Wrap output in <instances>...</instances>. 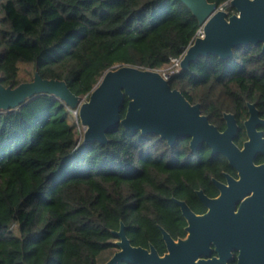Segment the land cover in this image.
<instances>
[{"label":"trees","instance_id":"1","mask_svg":"<svg viewBox=\"0 0 264 264\" xmlns=\"http://www.w3.org/2000/svg\"><path fill=\"white\" fill-rule=\"evenodd\" d=\"M200 28L182 0H0L1 81L17 86L38 71L89 97L118 65L167 70ZM168 80L223 128L225 111L243 120L249 102L264 109L262 44L203 56ZM81 127L48 93L0 111V264H104L122 221L133 244L162 252L160 226L176 236L186 224L175 198L191 202L223 158L121 123L107 143H86Z\"/></svg>","mask_w":264,"mask_h":264},{"label":"water","instance_id":"2","mask_svg":"<svg viewBox=\"0 0 264 264\" xmlns=\"http://www.w3.org/2000/svg\"><path fill=\"white\" fill-rule=\"evenodd\" d=\"M197 16L204 35L197 36L186 48L181 59V69H189L190 64L203 56L216 55L228 59L234 49L249 44H262L264 52V0H230L219 6L210 0H182ZM228 6L235 8L229 15ZM0 76V111L20 107L39 94H53L62 99L79 116L83 126L84 142L109 141L108 132L121 123L126 129L156 134L174 146L179 138H190L193 151L206 144L212 154L225 155L233 165L243 152L254 153L255 126L260 119L255 103L250 104V117L246 121L250 140L240 149L234 142L238 124L232 113H225L228 126L221 131L202 112L201 103H192L184 93L172 88L162 71L122 64L108 70L91 91L89 97L74 93L64 79L44 78L38 71L30 81L17 86H6ZM125 97L128 105L125 116L121 109ZM202 199L209 198L202 190ZM183 214L192 225L205 220L206 215H197L185 200L175 198ZM191 225V226H192ZM169 253L161 256L154 245L150 248L133 245L127 236L126 225L114 233L118 237L115 244L119 249L104 264H175L178 256L177 245L189 243L190 236L176 242L172 235L161 227ZM188 230H192L190 226Z\"/></svg>","mask_w":264,"mask_h":264},{"label":"flooded vegetation","instance_id":"3","mask_svg":"<svg viewBox=\"0 0 264 264\" xmlns=\"http://www.w3.org/2000/svg\"><path fill=\"white\" fill-rule=\"evenodd\" d=\"M251 103L247 104L248 113L243 120H239L232 112L223 113V117L227 112L236 118L238 129L233 140L240 149H244L246 142L251 139L246 125L251 115ZM255 105L261 119L255 126L258 134L256 151L241 153L237 166L225 155L220 154L223 157L221 165L214 168L215 174L211 176L210 181L206 186L195 189L191 202L185 200L195 214L206 215L205 220L192 225L178 204L186 220L183 233L173 236L164 226H160V229L164 227L176 242L190 236L189 243L180 242L177 245L178 256L175 264H264V109L257 103ZM224 122L223 128L217 125L221 131L228 126L225 117ZM201 190L211 199L204 201L199 193ZM188 226L192 230H188ZM162 237L165 245L162 252L152 243L148 247L136 246L150 248L154 245L159 254L164 256L169 253V248L163 231ZM114 249L109 258L119 247L116 245Z\"/></svg>","mask_w":264,"mask_h":264},{"label":"built area","instance_id":"4","mask_svg":"<svg viewBox=\"0 0 264 264\" xmlns=\"http://www.w3.org/2000/svg\"><path fill=\"white\" fill-rule=\"evenodd\" d=\"M203 35H204V32H203V29H202V27H201V28L199 29V31H198L196 37H197V36H203ZM181 59H182V56H181V58H174L173 61H172V65H171L167 70L162 71L163 74H164V76H165L166 78H168V77L170 76V74H171L172 72H174V70H181V64H180ZM175 66H176V67H175ZM73 113H74L75 115H77V114L75 113L74 110H73Z\"/></svg>","mask_w":264,"mask_h":264},{"label":"rangeland","instance_id":"5","mask_svg":"<svg viewBox=\"0 0 264 264\" xmlns=\"http://www.w3.org/2000/svg\"><path fill=\"white\" fill-rule=\"evenodd\" d=\"M176 67V66H175ZM81 131L83 132V126L80 128ZM115 249H108V250H105L103 253H102V262H103V259L105 257H110L112 252L114 251Z\"/></svg>","mask_w":264,"mask_h":264}]
</instances>
